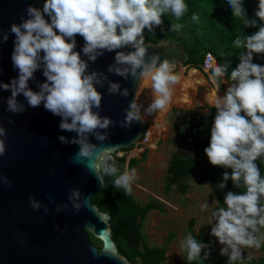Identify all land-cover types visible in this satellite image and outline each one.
<instances>
[{
    "label": "clouds",
    "instance_id": "clouds-1",
    "mask_svg": "<svg viewBox=\"0 0 264 264\" xmlns=\"http://www.w3.org/2000/svg\"><path fill=\"white\" fill-rule=\"evenodd\" d=\"M227 3L233 17L240 19L244 27H258L253 34L242 33L232 42L235 48L244 51L231 71V83L225 93L213 100L215 115L210 142L204 149L213 166L231 169L230 174L223 173L217 187L223 190L231 180L236 188L244 189L239 193L228 191L224 196L225 206L211 214L214 221L211 235L223 246L220 254L235 262L244 259V248L260 249L264 243V235H258L264 228V175L257 163L264 157V65L253 62L254 54H264V0H258L254 13L259 26L256 18L249 19L243 0H227ZM187 12L185 0H46L42 9L30 4L25 9L27 18L22 16L20 23L10 25L15 36L11 59L18 76L9 83L0 82V90L11 92L6 101L7 111L13 114L26 111L25 104L17 99L20 95L29 107L43 104L45 110L61 117L62 131L76 133L71 139L58 137L63 144L77 146L72 163L84 167L102 188L106 177H111L113 187L131 195L132 185L138 179L137 170L126 168L120 172L114 158L119 146L103 143L110 138L109 129L116 122L100 114L103 95L98 86L103 87L102 81L107 78L101 72L90 71L88 61L95 62L105 52H115V63L109 66V72L125 79L131 77L133 82L150 80L155 94L152 103L142 115L136 101L131 102L120 127L130 129L133 123H143L145 115L169 108L180 80L175 73L176 60L161 61L159 54H149L145 30L155 32L163 24L165 14L170 13L175 21H180ZM191 20L198 21V14L193 13ZM184 27L183 23L172 22L169 31L179 33ZM77 35L84 40L80 51L76 50ZM0 38V43L7 42L8 34L0 30ZM161 45L167 46L164 42ZM126 48L133 50L123 51ZM182 67L189 70L186 65ZM208 67L214 81L223 78L228 83L227 63L213 62ZM37 70H42L45 81L34 91L29 81L35 79ZM108 93L125 97L129 94L127 88L121 92L120 85L113 82H109ZM9 123L14 121L9 119ZM6 136L7 130L0 124V157L6 153ZM92 139L99 143H92ZM0 183L11 187L3 175ZM91 197L84 196L80 189H72L68 197L70 210L79 212L91 206L90 210L95 212ZM29 202L33 210L43 208L45 214L50 211L34 197L30 196ZM208 207V203L202 205L203 209ZM64 209H69L68 203L57 205L55 211ZM181 248L187 253L188 261H204L210 254L206 251L209 245L191 233L181 241Z\"/></svg>",
    "mask_w": 264,
    "mask_h": 264
},
{
    "label": "water",
    "instance_id": "water-1",
    "mask_svg": "<svg viewBox=\"0 0 264 264\" xmlns=\"http://www.w3.org/2000/svg\"><path fill=\"white\" fill-rule=\"evenodd\" d=\"M46 0H0V30L8 34L7 42L0 43V82L9 83L18 76L13 67L12 52L15 36L10 32L12 23H20L26 17L25 9L31 4L41 8ZM47 19V17H46ZM2 39V38H0ZM77 51L84 46V40L77 35ZM164 42L167 46L161 45ZM149 54L157 53L161 61L174 59L176 68L184 66L186 52L180 45L164 39L158 43L146 41ZM131 48L123 51H132ZM82 58L87 60V57ZM115 52H105L95 62L88 61L89 70L104 74L102 81V106L100 114L116 122L111 127L110 138L105 145H118V153L137 145L144 135L146 125L133 123L130 129L120 127L125 110L134 100L138 103V90L148 79L133 82L114 72H109L115 63ZM147 59V57H146ZM29 86L38 91V85L45 81L42 70H37ZM109 82L120 85V91L128 89V95L109 94ZM10 91L0 90V124L7 130L6 153L0 157V175L7 177L11 187L0 183V264H132L120 252L113 239L111 216L94 206L71 209L68 197L72 189H80L84 196L99 195L103 188L82 166L72 163V156L78 150L76 145L63 144L58 139L63 135L69 139L76 133L59 128L61 117L45 110L43 104L37 108L27 105L23 95L18 100L25 104L23 114L7 111ZM9 119L14 123H9ZM206 115L192 110L176 116L172 123L173 143L179 151L196 155L204 147L205 135L202 130ZM182 127L184 130L181 131ZM92 143H99L92 139ZM34 197L49 208L33 210L29 197ZM91 197V198H92ZM69 204V209L56 212L57 205ZM90 235L101 242V248L92 244Z\"/></svg>",
    "mask_w": 264,
    "mask_h": 264
},
{
    "label": "trees",
    "instance_id": "trees-1",
    "mask_svg": "<svg viewBox=\"0 0 264 264\" xmlns=\"http://www.w3.org/2000/svg\"><path fill=\"white\" fill-rule=\"evenodd\" d=\"M185 2L188 5V12L185 16L180 21H175V18L170 13L163 15V24L155 32L145 30L146 41L158 43L164 39L167 42L180 45L184 48L186 52L185 65L189 67V70L184 76L178 75L180 80L175 85V91L184 88L188 83L190 73L194 69H200L207 53H212L218 64L224 65L227 63L229 65L225 78L231 83V71L237 67L239 54L244 51L242 48H235L232 42L236 36L242 33L245 35L253 34L258 30V27H244L240 19L233 17L232 9L228 5L227 0H185ZM243 3L249 19L256 18L254 13L258 8V0H243ZM193 13L198 14V21L191 20ZM256 19L259 26L260 21L258 18ZM172 22L183 23L185 27L179 33L169 31ZM253 62L264 65V54H254ZM214 90L217 96L223 95L215 88ZM152 91V88L147 89V86L141 91L140 100L145 109L148 108L147 100ZM200 105L208 106L206 103H201ZM175 112L177 114L180 113L179 111ZM214 115L215 108H208V114L202 126L205 135L204 147L198 154L183 156L175 153L172 156L167 169L166 183L164 184L165 192L170 191L172 187H175L181 194H186L189 191L186 182L191 179L194 173L197 157L203 154L205 152L204 149L209 145ZM154 123V121L150 122V139L147 145L148 153L151 148H156V142L161 134V131L155 128ZM257 163L260 166L261 174L264 175V157L258 159ZM116 164L120 172H123L126 168H133L129 158L124 155H121L116 160ZM225 171L229 172V174L231 173V169L213 166L210 163L202 175V180L209 181L211 184V191L217 196L218 207L225 206L224 196L228 191L237 193L244 191L242 187L236 188L231 180L227 182L223 190L217 187L222 182V175ZM112 180L113 178L106 177L105 187L99 195L91 198V202L100 212L110 214L113 239L119 252L132 264H165L167 260L166 246H150L143 234V224L133 215V213H142L152 202L141 204L132 191L131 200L129 199L125 202V209L120 201L122 193L120 189L113 187ZM263 230L264 228H261L260 231ZM189 233L198 241L204 244L209 243V239L205 235L195 234L191 226ZM172 238L173 234L170 235L168 240ZM90 240L93 245L99 242L91 235ZM201 255L203 257V252ZM223 261L224 259L220 261V259L218 260L213 256H208L204 261H188L187 253L185 252L182 264H224ZM239 263L241 262L239 261L237 264ZM257 264H264V258L260 259Z\"/></svg>",
    "mask_w": 264,
    "mask_h": 264
},
{
    "label": "rangeland",
    "instance_id": "rangeland-1",
    "mask_svg": "<svg viewBox=\"0 0 264 264\" xmlns=\"http://www.w3.org/2000/svg\"><path fill=\"white\" fill-rule=\"evenodd\" d=\"M177 75L184 76L187 73L182 66L175 69ZM220 79L219 83L210 76H204L198 69L192 70L188 83L183 89L174 90V95L169 108L166 111H157L148 115L151 121H154L161 131L160 137L156 142V148H151L148 153V146L145 150L140 147H131L116 153L115 159L118 160L121 155L127 156L137 170L138 179L133 183V192L136 199L141 203L152 202L140 214H135L138 220L143 224V234L150 246H166L165 264H182L185 251L181 248V241L189 234L191 226L195 234L205 235L209 239V256L216 259H224V264H237L239 261L231 262L227 255H221L220 249L223 247L217 239L211 235V227L214 226L212 212L218 208L217 196L211 191L209 181H203L204 170L210 165L205 152L196 159L194 173L186 183L189 191L181 194L175 187L165 192L167 169L172 156L176 153L187 155L179 151L173 143L174 131L172 123L174 118L189 110L201 109L208 111V108H214L213 100L217 96L212 88L220 93H225L227 86ZM151 85H147L150 89ZM152 91L148 97L149 106L154 99ZM206 103V105H200ZM211 106V107H209ZM146 125V132L150 131V123ZM122 197L120 201L125 208V202L131 200L132 195H126L123 189H120ZM208 203L209 207L203 209L202 205ZM126 209V208H125ZM173 234V238L170 235ZM258 235H264V230ZM101 248V242L95 245ZM244 259L239 264H257L264 258V243L260 249L244 248ZM251 256V259L248 257Z\"/></svg>",
    "mask_w": 264,
    "mask_h": 264
},
{
    "label": "built area",
    "instance_id": "built-area-1",
    "mask_svg": "<svg viewBox=\"0 0 264 264\" xmlns=\"http://www.w3.org/2000/svg\"><path fill=\"white\" fill-rule=\"evenodd\" d=\"M213 62L217 63L215 57L213 56L212 53H207L204 58L203 64L200 67V71L203 72L204 76H209V77L211 76V69L208 67V65ZM183 68L185 70L187 69V67H183ZM149 139H150V131L149 132L147 131L140 140V142L137 145H135V147H140V149L145 150L149 143Z\"/></svg>",
    "mask_w": 264,
    "mask_h": 264
},
{
    "label": "bare ground",
    "instance_id": "bare-ground-1",
    "mask_svg": "<svg viewBox=\"0 0 264 264\" xmlns=\"http://www.w3.org/2000/svg\"><path fill=\"white\" fill-rule=\"evenodd\" d=\"M148 84L151 85V82H148V83H145V84L141 85L140 88H139V90H138V103L142 106V112H143V114L145 113V110L146 109H145L144 105L142 104V102L140 100V95H141L142 89L145 88ZM146 122H149V123L151 122V120H150V118H149L148 115H145L144 116V123H146ZM154 126H155L156 129L158 128V126H157L156 123H154Z\"/></svg>",
    "mask_w": 264,
    "mask_h": 264
},
{
    "label": "flooded vegetation",
    "instance_id": "flooded-vegetation-1",
    "mask_svg": "<svg viewBox=\"0 0 264 264\" xmlns=\"http://www.w3.org/2000/svg\"><path fill=\"white\" fill-rule=\"evenodd\" d=\"M196 110L204 112L205 115H206V117H207L208 111H203V110H201V109H196ZM196 110H195V111H196ZM190 111H192V110H189V112H190ZM186 112H188V111H186ZM183 113H184V112H183ZM179 114H180V113H179ZM179 114H178V115H179ZM178 115H177V116H178ZM203 123H204V122H203ZM202 126H203V125H202ZM183 130H184V127H182L181 131H183Z\"/></svg>",
    "mask_w": 264,
    "mask_h": 264
},
{
    "label": "crops",
    "instance_id": "crops-1",
    "mask_svg": "<svg viewBox=\"0 0 264 264\" xmlns=\"http://www.w3.org/2000/svg\"><path fill=\"white\" fill-rule=\"evenodd\" d=\"M225 80L228 82V83H224L226 86L227 84H229L230 82L225 78ZM223 81V80H222ZM213 92L216 93V91L214 90V88H212ZM223 94V93H222Z\"/></svg>",
    "mask_w": 264,
    "mask_h": 264
}]
</instances>
